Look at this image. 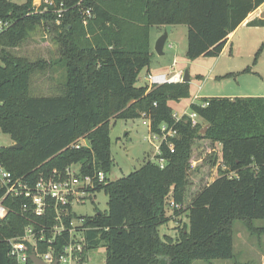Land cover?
<instances>
[{"label": "trees", "instance_id": "obj_1", "mask_svg": "<svg viewBox=\"0 0 264 264\" xmlns=\"http://www.w3.org/2000/svg\"><path fill=\"white\" fill-rule=\"evenodd\" d=\"M262 1L55 0L56 6L62 3L66 9L56 24L52 7L34 12L32 0L21 4L0 0V19L10 22L0 32V131L20 145L0 146V163L13 176L33 183L53 169L62 171L78 163L83 174L108 175L113 166L111 119L144 114L152 134L161 136V126L176 132L160 142L155 160L114 180L95 181L92 193L103 191L108 208L83 216L89 230L81 262L101 244L104 264L234 259L235 220L243 221L252 234L264 233V227L253 224L264 220V96H213L191 102L190 111L199 118L192 125L187 114L174 116L168 104L170 99L190 96L188 82L136 84L153 55L151 26L185 24L186 57H214L228 34ZM85 6L93 12L86 25L80 13ZM252 23L260 25L264 20ZM37 26L45 27L58 43L56 60H30L12 51ZM57 66L65 72V81L57 85L59 93L31 95V74L48 68L55 71ZM81 139L85 142L74 147ZM198 140L219 144V158L214 156L211 162L217 176L200 186L184 206L191 173L197 175L200 169L192 170L190 163ZM157 159L163 160L162 166ZM4 193L0 184V198ZM170 200L178 206H170ZM2 203L7 212L0 219V264H11L9 239L19 238L26 226L48 236L54 213L48 207L43 216L34 215L22 196L7 195ZM168 206L173 215L185 211L188 219L175 237L159 232L173 217L166 214ZM75 217L69 207L64 223ZM67 240L65 232L51 245L39 241V251L48 246L57 250ZM28 264H32L29 259Z\"/></svg>", "mask_w": 264, "mask_h": 264}, {"label": "rangeland", "instance_id": "obj_2", "mask_svg": "<svg viewBox=\"0 0 264 264\" xmlns=\"http://www.w3.org/2000/svg\"><path fill=\"white\" fill-rule=\"evenodd\" d=\"M14 3L21 4L25 0H11ZM185 25H154L149 29L150 34V46L153 55L150 60L149 68L151 74H154L157 70H170L166 72V76H170L174 70H171V64L175 57L176 63L173 65L175 68L181 70H188V73L192 76V82L189 86L190 96L188 98H182L179 100L170 99L168 104L172 108L173 115H180L185 112H190V108L187 103L191 100L193 92L196 91L198 85H202L206 81L203 76L206 75V70L201 66L204 64L200 57L194 59H188L185 56V48L187 45V32ZM186 32V33H185ZM169 35V38L165 41L163 46V53L158 54L154 49L156 40L163 34ZM173 40V44L176 45V50L169 47L170 41ZM58 43L52 37L51 32L47 31L43 26H37L35 30L30 33V36L25 42L13 49L12 51L30 60L44 59V60H56L58 58ZM175 52L176 56H173ZM205 60L210 59V56H205ZM210 57V58H208ZM204 58V57H202ZM178 60V62H177ZM184 60L187 62H180ZM260 60L259 69L261 74H258L264 79V69L261 64L264 63ZM42 69L34 71L30 76V94L31 95H51L58 94L57 85L62 84L65 81L64 69L60 66L54 68ZM147 68H143L137 78V85H143L148 83ZM203 75V76H201ZM203 77V78H202ZM259 80V78H258ZM229 83H224L226 87L233 85V81L229 80ZM264 89V81L262 83ZM219 82H207L205 84L204 91L202 93L210 91H218L219 88L225 87ZM202 98L195 100L200 103ZM143 117L138 116L135 118H116L110 120V150L113 159V166L108 174L110 180L127 175L128 173L138 169L147 160H155V145L158 144L156 139H147L149 137V128L146 124H143ZM84 143L83 139L80 140ZM12 144V139L7 133L0 131V146H9ZM219 144H210L206 140H198L192 147L191 156V169L200 168L197 175L191 173V183L187 186V194L184 206L189 203L192 195L199 190V187L210 182L217 176L215 165H212V159L214 156L219 158ZM107 195L103 191H98L95 194L90 195L81 203H74L72 210L74 213L82 216H91L96 211L105 212L108 208ZM172 208L167 207L166 214L172 215L165 224L159 227L161 235L167 234L175 237L178 230L187 224L188 219L186 212L183 211L178 215H173ZM254 226L264 227V220H255ZM233 231V250L235 253L234 259H214L210 261L195 260L193 264H264V233L260 236L248 232L243 221L235 220L232 225ZM105 260V248L104 245H98L92 248L87 253V259L84 264H104Z\"/></svg>", "mask_w": 264, "mask_h": 264}, {"label": "built area", "instance_id": "obj_3", "mask_svg": "<svg viewBox=\"0 0 264 264\" xmlns=\"http://www.w3.org/2000/svg\"><path fill=\"white\" fill-rule=\"evenodd\" d=\"M80 2H78V5ZM41 6H43L41 8ZM32 7L34 12H44L52 7V11L56 13L55 23H60V17L66 10L62 3L56 6L55 0H32ZM82 16V23L86 25L88 20L92 18L93 12L91 7L85 6L80 8ZM10 25V22L0 19V32L5 30ZM183 77V70H178L166 76V74H149L148 84H161L164 82H181ZM203 102L202 105H205ZM191 120V124H197L199 122L198 115L195 112H184ZM183 113V114H184ZM182 115V114H181ZM180 115V116H181ZM176 116V115H174ZM180 116H176L179 118ZM143 124L149 128V137L147 139H156L158 144L155 147V155L160 153V142L166 136H174L175 130H165V126H161L163 134L157 136L150 132V119L142 114ZM80 141L73 144L78 148ZM172 151V146H170ZM154 155V157H155ZM160 166L163 165L162 159H157ZM108 175L99 171L93 175L83 174L81 172V164H71L64 170L58 171L53 169L48 175H41L35 182L29 183L27 180L19 177H15L12 173L4 168L0 163V184L5 189L4 195L0 198V219L3 218L7 212V207L2 203V200L7 195L11 197L22 196L30 202L32 212L36 216H43L48 207L53 209L54 225L50 229L48 236L44 235L42 231L34 232L32 226H26L23 234L19 238L9 239L8 243L10 249L8 255L10 256L11 264H28L29 255L35 254L38 258L44 261L46 264H84L81 262V253L86 245L85 231L89 230L86 226V220L82 215H76L66 225L64 223V217L68 213V208L74 203H81L87 197L92 194L95 181L99 183L107 182ZM170 206H178L173 200L169 201ZM25 207V205H24ZM67 233L68 240L65 244L55 250L52 246L40 252L39 241H47L49 245L57 239ZM30 260V259H29Z\"/></svg>", "mask_w": 264, "mask_h": 264}, {"label": "crops", "instance_id": "obj_4", "mask_svg": "<svg viewBox=\"0 0 264 264\" xmlns=\"http://www.w3.org/2000/svg\"><path fill=\"white\" fill-rule=\"evenodd\" d=\"M235 1L243 4H247L248 2V0ZM254 20H264V0L249 11L235 29L228 34L227 40L217 56L208 57L210 58L208 60H205V56H200L199 59L204 63L201 66L206 70V75L201 76L204 79L206 78V81L203 83V86L201 84L197 86L196 91L192 94L191 100L187 103L188 106L191 102L198 103L195 100L205 97L222 96L234 98L240 96H264V89L262 88L264 79L258 75L261 74L258 68L260 60L264 63V24H253L252 22ZM185 30L187 32V27H185ZM168 38L169 35L166 40ZM173 42V40L170 41L169 47L176 50V45ZM173 56H176L175 52H173ZM180 62L187 61L180 60ZM175 63L176 60L174 57L171 70H174V72L181 70L173 66ZM261 66L264 69V65L261 64ZM169 71V69L165 72L163 70H157L154 74H165ZM147 72L151 74L149 67L147 68ZM189 78L188 83L191 85L192 76L190 74ZM229 80H232L234 84L226 87L227 85L224 83H229ZM207 82H219L225 85V87L222 88L221 86L218 91L202 93ZM262 257H264V254H262Z\"/></svg>", "mask_w": 264, "mask_h": 264}, {"label": "water", "instance_id": "obj_5", "mask_svg": "<svg viewBox=\"0 0 264 264\" xmlns=\"http://www.w3.org/2000/svg\"><path fill=\"white\" fill-rule=\"evenodd\" d=\"M166 38H167V34L164 33L163 35H161V36L156 40V42H155V44H154V49H155V51H156L158 54H162V53H163L162 49H163L164 43H165V41H166ZM189 80H190V78H189L188 70L185 69V70L183 71L182 82H189ZM205 128H206V126H204V128L202 129L201 132H204ZM19 146H20V145L17 144V143H13V144L10 145V147H12V148H17V147H19ZM29 259H30V261L32 262V264H46L44 261H42L40 258H38V257H37L35 254H33V253H31V254L29 255ZM51 264H55V262H53V263H51Z\"/></svg>", "mask_w": 264, "mask_h": 264}]
</instances>
